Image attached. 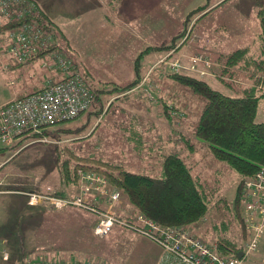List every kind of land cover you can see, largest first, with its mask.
I'll use <instances>...</instances> for the list:
<instances>
[{"label":"rangeland","instance_id":"obj_1","mask_svg":"<svg viewBox=\"0 0 264 264\" xmlns=\"http://www.w3.org/2000/svg\"><path fill=\"white\" fill-rule=\"evenodd\" d=\"M140 1L145 2L147 9L145 11L150 13L146 14L145 28L152 26L149 29L151 33H145V42L156 46L170 43L173 37L184 31L185 17L191 10L206 2L210 5L216 3L208 7L206 14L202 15L204 13L202 12L190 17L186 30L176 40L174 48L143 52L139 59L141 79L154 62V55L164 54L158 59L157 66L148 71L142 80L145 82L144 92L148 96L143 97L144 102L136 96V92L130 95L121 93L119 98L106 93L101 94L103 112L97 115L94 111H98L100 106L93 102L88 111L60 125L67 129L79 128L78 131L63 134L61 140L46 135L48 138L45 142L33 140L20 148L3 149L0 151L2 162L0 188L38 192L45 190L47 186L55 185L58 181L57 163L68 157L67 149L80 156L102 158L122 164L132 172L152 176H158L161 172L162 154L175 152L183 158L193 178L203 186L207 194L214 190L212 196L214 195L217 202L223 198L232 204L239 182L238 174L225 162L215 158L208 143L195 135V126L205 105V99L168 74L182 72L195 75L204 78L213 88L234 95L230 88L218 80L216 70L220 66L216 59L220 55L224 56L245 46L250 48V54L255 56L259 54L260 23L257 10L264 6V0ZM188 5L192 7L189 9ZM187 8V13L182 15L183 9ZM161 19L162 21H155ZM148 20L151 21L150 25ZM203 37L207 38L205 41H209L207 46L201 44ZM92 38L93 46L87 45L84 40H80V47L78 46L82 49L81 54H86L84 65L91 68L90 74L113 78L112 81L120 85L131 82L136 74L130 65V56L141 46L140 51L146 49L147 44L141 45L130 31L128 33L120 29L100 31ZM54 43L58 44L57 39ZM110 53L119 56V62L114 65L116 69L107 67V62L103 58V55L110 57ZM194 55H199L202 59L197 61V67L192 70L189 68V62ZM173 62L179 64L177 71L169 66ZM43 66V60H35L16 70L4 72L0 64V102L13 96L3 102L6 103L33 91L31 88L27 89V86L34 83L38 76L43 78L46 69ZM38 67L41 68V73H36ZM117 67L119 68L117 74L112 75L113 73L108 71L117 70ZM81 69L79 66L78 72L84 80L93 86L97 85L98 80H92ZM238 79L241 81V77ZM140 83L136 88L140 87ZM164 105L168 106L170 118L163 113ZM256 121H264V97L259 100ZM46 128L51 130L54 126L48 125ZM8 180L11 181L12 184H9L11 186L7 184ZM25 198V194L0 193V232L14 246L27 244L30 248L40 246L41 249L49 244L53 248L62 245L81 250L91 244L100 250L103 249L111 264H135L137 256L141 255V248L146 245L142 240L135 245L129 244L134 238H138V235L131 231H129L131 236L119 234L117 225L112 228L113 231L107 239L95 237L91 229L97 216L80 207L69 206L60 210L48 207L46 211H41L42 207L24 206ZM102 198L103 203L96 204L108 208L110 205L105 201L106 196ZM221 204L222 202L218 205L212 203L203 220L199 222L198 228L194 230L197 236L208 243H212L220 234L221 222L230 220L229 210ZM118 206L132 208L123 193L120 200L113 205V209H117ZM22 211L25 212V216L20 215ZM230 227L236 229L234 224ZM231 237L237 242H243L239 229L235 230ZM147 241V246H150L149 243L154 244L149 239ZM90 252L94 254L95 261L97 258L99 263L103 264L97 250ZM54 253L55 251L48 250L42 254L45 258L47 256L66 261L78 258L75 255L64 258L60 253ZM37 254L33 253L32 256ZM84 256L81 257V261H93ZM128 256L129 261L124 263ZM246 262L264 264V230L259 245L246 256Z\"/></svg>","mask_w":264,"mask_h":264},{"label":"trees","instance_id":"obj_2","mask_svg":"<svg viewBox=\"0 0 264 264\" xmlns=\"http://www.w3.org/2000/svg\"><path fill=\"white\" fill-rule=\"evenodd\" d=\"M209 6L210 3L206 2L191 10L185 17L184 31L186 30L190 17L202 12H204L202 15L206 14ZM257 15L260 23L259 54L257 56L250 54V48L245 46L235 49L224 56L220 55L216 59L218 66H220L218 70H216L217 78L230 88V90L235 93L234 95H229L213 88L204 78L195 75L182 72L168 74V76L188 86L194 93L205 99V105L195 126V135L208 143L215 158L225 162L238 174L239 182L232 204H229L227 200L223 198L217 202L214 195L212 196L214 190L207 194L203 186L193 178L183 158L175 152L162 154L161 172L158 176H152L149 174L132 172L126 169L122 164L106 161L102 158L80 156L67 149L68 157L59 160L57 163L58 181L55 185L50 186L51 189L58 192L73 191L79 182V171H91L106 179L109 191H118L119 196L111 205L112 209L113 205L120 200V195L122 193L127 196L132 205V208L128 209V213L123 212L121 209L119 210V208L113 209L117 218L124 222L123 226H119L118 223H115L118 232L119 230L129 229L141 234L137 229L135 230V228L146 229L145 222L138 218L142 216L145 220L153 222L157 228L183 226L201 240L203 239L194 233L195 228H198L199 222L203 220L212 203L218 205L222 202L221 205L229 210L230 220L228 222H221V232L214 238L212 243H208L205 240L203 241L208 245H214L217 252L223 256H238L239 252L243 253V245L248 233L245 223L246 215L244 207L239 202L240 184L244 176L253 175L260 167L264 166V121H256L259 100L264 97V6L257 10ZM25 21H31L37 27L52 33V22L37 7V10L32 12V14L1 25L0 40L3 38L5 29L19 23L22 24ZM183 32L173 37L168 44L162 43V45L147 47L141 51L134 61L136 77L130 83L119 85L112 81H98L97 85H91L92 88L88 85L94 94L93 102H97L100 106L99 110L94 112L97 115L103 112L104 106L100 97L101 94L106 93L111 95V97L115 96V98H119V94L126 93L141 81L139 59L143 52L150 51L151 49L169 50L174 48L177 43L176 40L183 35ZM49 50L61 51V47L54 43L50 45L48 51ZM46 53L47 51H40L33 59L45 57ZM18 65L23 64L12 63L9 69L12 66ZM238 77H241V81H239ZM111 103L112 101L109 102V105H111ZM2 104L3 103L0 105ZM163 113L165 116L171 117L167 105ZM67 120L49 124L54 126L51 130L43 127L40 132H26L12 145L0 147V151L9 147L20 148L27 142L33 141L43 135L50 136L55 140H61L60 137L63 134H70L79 130V128L67 129L60 127V125ZM192 148L193 147H191V149ZM51 191H49V193H51ZM17 194L23 195L22 193ZM26 198L24 206L42 207L40 208L41 211H46L48 207L60 210L71 206L80 207L95 214L97 217L93 220L91 232L97 238L105 240L113 231L112 229L102 236L95 234L94 226L96 221L99 220L100 214L89 208L72 204L56 208L48 201L40 205H29ZM92 199L93 196H87L86 202L90 204ZM103 201L104 199L99 197L98 203H103ZM97 204L96 207L99 210L107 209ZM24 213L25 212L22 211L20 215L25 216ZM233 224L236 229L230 227ZM217 227L218 226L215 224V228L218 230ZM238 229L243 241L242 243L235 241L231 237L233 232ZM143 236L151 239L146 235ZM151 240L156 242L153 239ZM23 246V249L26 250L28 254H31V256L33 253H38L34 255L33 258H45V255L42 253L53 250L55 251L54 254L60 253L64 258L73 255L78 256V260L75 259L77 261H81L83 255L88 259H93L94 254L90 251L97 250L98 256L106 259L107 263L111 264L104 250H100L91 244L81 250H77L74 247L68 248L62 245L53 248V246L49 244H47L46 247H41V249H39L40 246L30 248L27 244L17 245V248L20 250V247ZM46 258L48 257L46 256ZM96 260L98 259L96 258ZM135 264H145V262L142 263L137 261Z\"/></svg>","mask_w":264,"mask_h":264},{"label":"built area","instance_id":"obj_3","mask_svg":"<svg viewBox=\"0 0 264 264\" xmlns=\"http://www.w3.org/2000/svg\"><path fill=\"white\" fill-rule=\"evenodd\" d=\"M35 10L37 5L32 0H0V26L30 15ZM53 42H55L53 33L44 31L31 21L5 29L0 40V64L4 71L8 70L12 63H29L40 51H47L48 59H45L44 65L56 69L61 78L50 80L42 88L0 105V147L12 145L26 132H40L41 128L49 124L74 118L90 108L94 98L92 90L79 74L70 57L62 51H48ZM200 59L202 58L199 55L192 56L189 68L193 70L197 67L196 63ZM169 66L177 71L179 64L173 62ZM47 138L43 135L34 141L45 142ZM1 167L2 162L0 169ZM79 174V182L73 191L58 192L47 186L45 190L38 192L0 188V193H23L27 196L29 205H40L48 201L56 208L67 204L89 208L100 214L94 226V233L100 236L110 232L115 223L123 226L124 222L117 218L111 208L113 202L118 199V191H109L106 179L99 174L91 171H79ZM7 184L12 183L8 180ZM87 196H93L90 204L86 202ZM102 196H106V201L110 204L106 210H99L96 207L99 197ZM239 202L244 207L248 233L244 241L242 257L221 255L214 245L206 244L183 226L157 228L153 222L139 216L138 218L145 222L146 229L135 228V230L160 245L162 251L158 264H250L246 262V256L257 248L264 230V166L253 175L242 178ZM4 242L5 240L2 241ZM1 254L7 258L4 249ZM25 264L93 263L66 261L53 257L29 259Z\"/></svg>","mask_w":264,"mask_h":264},{"label":"crops","instance_id":"obj_4","mask_svg":"<svg viewBox=\"0 0 264 264\" xmlns=\"http://www.w3.org/2000/svg\"><path fill=\"white\" fill-rule=\"evenodd\" d=\"M32 1L37 5L38 9L41 10L52 22L51 24L52 33L54 35L56 34L55 39H57L58 45L61 47V51L64 52L66 56L72 59V61L76 66L77 71H79L78 70L79 66L82 67L81 70L87 73V75H89V77L92 80L112 81L113 78H105L104 76H93L92 74H90L91 68L86 67L84 65L86 54H81L82 49L78 48V46L81 44L80 40H84L87 45L93 46V43H91V41H93L92 37L97 32L100 31L105 32L106 30L112 31L114 29H120V30H125L128 33L130 31L131 35L134 38H136L138 42L141 43V45L148 43L145 42L146 39L145 33H149V32L151 33L149 29L152 26H150L148 29L145 27L147 25L146 14L150 15V13L149 12L146 13L147 9L145 8V2H141L140 0L138 1L136 0H32ZM219 1L220 0H217V2ZM215 3L216 2L212 3L209 7L214 6ZM188 7L190 9L192 6L188 5ZM187 11L188 8L183 9L182 15H185ZM155 21L159 22L162 21V19ZM148 23L150 25L151 21L148 20ZM205 39L207 38L206 37L202 38L201 44L207 46L209 44V41H205ZM151 46H156V45L155 44L153 45V43L147 44L146 48ZM190 46L192 47V44ZM141 47L137 48L130 56L131 59H129V61H130V65L132 66V70H134L135 58L139 55V54L136 55V53L142 50L140 49ZM163 55L164 54H157V53L154 55V60H153L154 62L149 66V68L143 74V78H145V75L148 71H151V69L157 66L158 59ZM45 58H47L46 55L45 57L34 59L28 64H31L35 60H43V64H44ZM103 58L107 62V67L110 68L114 67V69H116L114 65H116L119 62L118 55H111L110 57L103 55ZM23 65H18L14 67L12 66L10 69L4 72L7 71L9 72L14 69L16 70V68H19L20 66ZM43 67L46 68L43 78L38 76V79L30 86H27V89L31 88L32 90H36L42 88L50 80H59L61 78V75L58 73L56 69H50L45 65ZM198 67H203V66L198 65ZM114 69H109L108 71L111 72V74L113 73L112 75L117 74L119 68L117 67V70ZM41 72H42L41 68L38 67L36 69V73H41ZM143 78L140 81L141 85L139 88H136L137 87L136 85L131 90L127 91L125 94L130 95L136 92V96L140 100L142 99V102H144L143 97L148 98V96L147 93L144 92L145 82L143 83L142 81ZM85 81L90 87L91 85H93L90 84L87 80ZM137 91H143V92H137ZM5 101L0 102V104ZM108 101L109 100H107V102ZM118 208L119 210L121 209L125 213L129 212L128 210L129 208L120 207V206H118L117 209ZM129 231L136 233L133 230H129V229L121 230V231L119 230V233H121L124 236L126 235L128 236L130 235ZM136 234L138 235V238H134L133 241L129 244L134 243L133 245H135L137 244V242H140L141 240L144 242V244H146L144 248H141L142 252L141 255H139V257L137 256L138 259L137 261L142 263L145 262V264H157L158 258L160 257V253L162 251L160 245L149 239L154 244L149 243L150 246H147L148 238L139 233ZM4 237L5 236H3L0 232V251L2 252V250L4 249L7 252V258H4L0 252V264H25L27 260L35 259L33 258V256L28 254V252L24 250L23 247H20L19 250V248H17V245L16 246L12 245L11 241L7 237L5 238ZM3 240H5L4 243H2ZM127 258L128 259H126L124 263H127L129 261L130 257L128 256ZM101 260L103 264H108L106 259L101 258ZM92 262H94L93 264H102L99 263L100 261L98 260L97 261L94 260Z\"/></svg>","mask_w":264,"mask_h":264},{"label":"water","instance_id":"obj_5","mask_svg":"<svg viewBox=\"0 0 264 264\" xmlns=\"http://www.w3.org/2000/svg\"><path fill=\"white\" fill-rule=\"evenodd\" d=\"M242 255H243V253H242V252H239V253H238V256H239V257H241Z\"/></svg>","mask_w":264,"mask_h":264}]
</instances>
